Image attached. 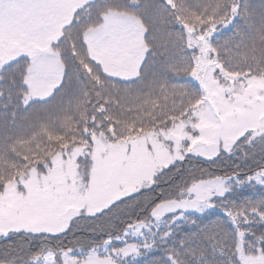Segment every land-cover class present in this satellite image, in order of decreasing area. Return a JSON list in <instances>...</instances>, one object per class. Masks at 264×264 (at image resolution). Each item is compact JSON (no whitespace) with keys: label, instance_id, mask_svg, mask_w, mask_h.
Returning <instances> with one entry per match:
<instances>
[{"label":"snow or ice","instance_id":"1","mask_svg":"<svg viewBox=\"0 0 264 264\" xmlns=\"http://www.w3.org/2000/svg\"><path fill=\"white\" fill-rule=\"evenodd\" d=\"M0 264H264V0H0Z\"/></svg>","mask_w":264,"mask_h":264},{"label":"trees","instance_id":"2","mask_svg":"<svg viewBox=\"0 0 264 264\" xmlns=\"http://www.w3.org/2000/svg\"><path fill=\"white\" fill-rule=\"evenodd\" d=\"M195 163V162H194ZM200 167H203V168H208V165H199Z\"/></svg>","mask_w":264,"mask_h":264}]
</instances>
